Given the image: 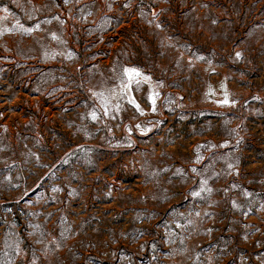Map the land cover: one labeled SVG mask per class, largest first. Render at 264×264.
Returning a JSON list of instances; mask_svg holds the SVG:
<instances>
[{
	"label": "rangeland",
	"instance_id": "374dc122",
	"mask_svg": "<svg viewBox=\"0 0 264 264\" xmlns=\"http://www.w3.org/2000/svg\"><path fill=\"white\" fill-rule=\"evenodd\" d=\"M0 264H264V0H0Z\"/></svg>",
	"mask_w": 264,
	"mask_h": 264
}]
</instances>
